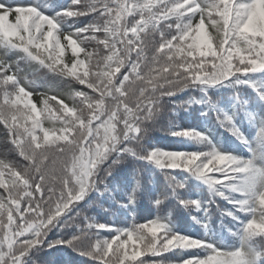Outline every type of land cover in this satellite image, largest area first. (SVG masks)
Wrapping results in <instances>:
<instances>
[{"label":"snow or ice","instance_id":"obj_1","mask_svg":"<svg viewBox=\"0 0 264 264\" xmlns=\"http://www.w3.org/2000/svg\"><path fill=\"white\" fill-rule=\"evenodd\" d=\"M206 22L218 34L215 45ZM64 41L73 57L85 53L84 59H74L70 67L63 63ZM25 65H34L32 79ZM41 72L61 86L76 81L92 91L90 95L68 87L71 107L52 95L60 105L55 111L47 99L42 101L59 129L42 127L30 99L44 87ZM253 74H264V0H69L63 7L54 0H0V124L5 147L0 153V264H38L40 252L57 246L70 247L93 264H173L140 257L187 250L192 251L175 264H264V243L258 246L256 240L264 241V116L255 119L256 135L249 139L233 117L218 114L222 126L248 146V158L210 142L207 151L139 147L163 98L190 87L206 90L232 82L255 87L249 79ZM258 95L264 101V91ZM170 134L207 139L190 128ZM114 154L151 162L168 174L169 190L153 201L157 207L185 187L172 175L176 170L208 185L232 205L225 215L247 216L237 233L239 246L219 249L173 231L160 217L119 229L86 217L77 221L82 214H71L76 205L92 191L103 194L101 185L119 160L102 165ZM137 192L134 187L129 193L130 205ZM178 203L199 207V201ZM70 225L75 226L70 236L49 238L52 229ZM102 231L116 234L102 237Z\"/></svg>","mask_w":264,"mask_h":264},{"label":"trees","instance_id":"obj_2","mask_svg":"<svg viewBox=\"0 0 264 264\" xmlns=\"http://www.w3.org/2000/svg\"><path fill=\"white\" fill-rule=\"evenodd\" d=\"M34 0H9V3L31 4ZM41 3L47 0H40ZM69 0H54L57 7H63ZM50 14V13H49ZM206 31L213 39L214 45L218 43V34L206 22ZM63 63L69 67L74 59H84L85 53H79L73 57L71 48L67 46ZM32 79L31 73L35 70L34 65H25ZM121 71H124L123 69ZM40 78L44 80V87L37 89L30 97L40 113L38 119L42 127L50 130L59 129L60 123L52 118L49 113L44 112L43 100L47 99L49 106L55 111L60 105L56 100H51L52 95L58 99H63L64 103L70 107L73 101L67 97L68 87L83 90L90 95L92 91L86 85H80L73 81L69 86H61V82L53 79L51 74L45 75L43 72ZM71 79V78H69ZM255 87L247 84L225 83L217 86H209L206 90L200 87H190L178 92L175 96L165 97L161 101L163 107L154 121L148 123L149 131L140 142V150L164 149L170 151H207L209 142L221 151L229 152L241 158H248L249 155L241 145V140L237 138L227 127L222 126L218 120V114L223 113L233 117L236 126L245 137L252 139L256 135L255 119L264 116L262 107L258 101V93L264 91V74H253L249 77ZM51 88L52 90H49ZM202 103H195V101ZM31 121H29V126ZM196 129L203 133L206 140L185 138L174 136L170 133L179 129ZM38 134L43 135L42 132ZM133 147L135 141H129ZM5 151L3 125L0 124V153ZM10 158L22 162V158L14 153L9 154ZM119 162L114 164L111 175L105 178L104 185H101L103 194L97 191L88 193L72 211L75 215L79 211L82 215L76 217L77 221L88 218L89 220L111 225L115 228H127L133 223H144L153 218H163L169 223L170 228L179 233L195 238L207 240L215 247L222 250H232L239 246L237 233L241 223L247 219L244 213H238V218L233 219L225 215L227 210H231L232 205L216 196L208 185L193 176L187 171L176 170L172 173L176 180L183 182L185 187L180 189L178 194L168 196L159 207L153 201L167 194L169 190L168 174L157 168L148 161L135 159L130 155L110 156L102 167H107L113 159ZM138 188L137 199L134 205L128 203V195L133 188ZM3 189H0V194ZM179 199L199 201V207L194 205L188 207L180 206ZM196 219V220H195ZM75 231V226L66 228H54L49 233V238L55 240L58 237L70 236ZM115 232L102 231V237L115 235ZM123 238V237H122ZM259 246L264 241L256 238ZM143 251V247L137 244ZM132 247L130 245L129 251ZM192 250L175 251L163 253L162 257H153L151 253H146L140 259H165L167 261L178 262L185 259ZM204 254L202 250H196ZM35 259L38 264H93L87 257L79 255L70 247L57 246L40 252Z\"/></svg>","mask_w":264,"mask_h":264},{"label":"rangeland","instance_id":"obj_3","mask_svg":"<svg viewBox=\"0 0 264 264\" xmlns=\"http://www.w3.org/2000/svg\"><path fill=\"white\" fill-rule=\"evenodd\" d=\"M33 115H35V114H33Z\"/></svg>","mask_w":264,"mask_h":264}]
</instances>
